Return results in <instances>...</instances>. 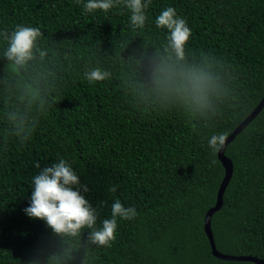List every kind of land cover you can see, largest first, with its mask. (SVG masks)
<instances>
[{"label":"trees","instance_id":"1","mask_svg":"<svg viewBox=\"0 0 264 264\" xmlns=\"http://www.w3.org/2000/svg\"><path fill=\"white\" fill-rule=\"evenodd\" d=\"M85 3L0 0V264H256L215 256L204 216L225 172L209 140L229 136L264 96V0H151L143 28L123 3ZM168 7L191 29L183 61L155 24ZM17 25L42 32L22 65L5 55L3 33ZM97 67L111 75L90 82ZM162 67L177 73L171 85L157 83ZM181 71L205 78V98ZM224 153L233 172L211 217L215 248L264 261V104ZM61 158L88 187L98 228L116 199L135 208L117 218L110 246L25 213L34 176Z\"/></svg>","mask_w":264,"mask_h":264},{"label":"clouds","instance_id":"2","mask_svg":"<svg viewBox=\"0 0 264 264\" xmlns=\"http://www.w3.org/2000/svg\"><path fill=\"white\" fill-rule=\"evenodd\" d=\"M80 3V0H77ZM123 3L131 11V24L134 28H143L146 21L145 9L148 8L151 0H87L84 4V11L103 10L107 12L114 5ZM155 24L159 28H166L170 33L167 37L168 49L174 54L176 61L185 59V46L191 35L185 19L176 14L173 7H168L156 18ZM7 36L9 46L5 55L17 65H22L33 58V49L36 41L42 36L38 27L17 25L15 30ZM44 55V53H41ZM164 76L157 81L158 84L167 81L169 85L177 73L170 69L160 68ZM86 78L90 82L103 81L109 78L111 73L97 67L87 72ZM179 75L187 79L191 84V94L194 98H205V78L195 72L181 71ZM177 91L188 92L187 85L176 86ZM225 135H213L209 140V145L213 151H218L225 142ZM35 167L39 168V162ZM81 190L88 192L86 185H81L80 179L72 166L63 158L58 163L45 166L39 174L33 178V191L30 206L24 209L31 218H39L46 222L57 234L76 235L81 229H91L90 240L98 246H110L115 240L117 229V218L132 219L136 216L133 207H124L119 199H116L111 207V219H105L102 227L96 226L97 211L91 202L81 194ZM110 192H115L116 187L109 188ZM103 203V202H102Z\"/></svg>","mask_w":264,"mask_h":264},{"label":"water","instance_id":"3","mask_svg":"<svg viewBox=\"0 0 264 264\" xmlns=\"http://www.w3.org/2000/svg\"><path fill=\"white\" fill-rule=\"evenodd\" d=\"M264 104V96L262 97L259 104L255 107V109L249 114L232 132L229 134V136L226 137L224 144L221 146V148L218 150L217 156L219 160L222 162V165L224 167V176L220 182V185L217 190L216 194V200L215 204L210 207L204 216V231L207 234V237L211 244V251L212 253L222 259H231V260H250L255 262L256 264H264L263 259L250 256V255H240V256H230V255H224L215 248L213 236H212V230H211V217L215 211L220 209L223 202V194L226 189V186L229 183V180L231 178L232 172H233V164L232 161L225 155L224 150L226 145L232 140V138L257 114V112L262 108Z\"/></svg>","mask_w":264,"mask_h":264}]
</instances>
